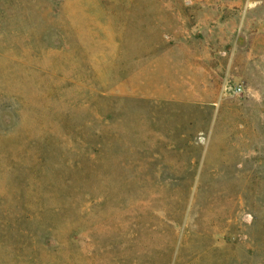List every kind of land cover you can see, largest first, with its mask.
Wrapping results in <instances>:
<instances>
[{
  "label": "rangeland",
  "instance_id": "rangeland-1",
  "mask_svg": "<svg viewBox=\"0 0 264 264\" xmlns=\"http://www.w3.org/2000/svg\"><path fill=\"white\" fill-rule=\"evenodd\" d=\"M0 264H264V0H0Z\"/></svg>",
  "mask_w": 264,
  "mask_h": 264
},
{
  "label": "built area",
  "instance_id": "built-area-1",
  "mask_svg": "<svg viewBox=\"0 0 264 264\" xmlns=\"http://www.w3.org/2000/svg\"><path fill=\"white\" fill-rule=\"evenodd\" d=\"M238 90H239V91H241L242 89H241V88H239Z\"/></svg>",
  "mask_w": 264,
  "mask_h": 264
}]
</instances>
